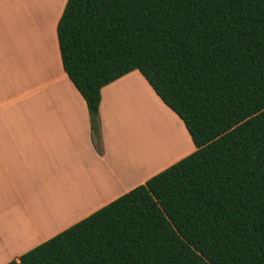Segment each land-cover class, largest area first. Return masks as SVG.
<instances>
[{
    "label": "trees",
    "instance_id": "obj_1",
    "mask_svg": "<svg viewBox=\"0 0 264 264\" xmlns=\"http://www.w3.org/2000/svg\"><path fill=\"white\" fill-rule=\"evenodd\" d=\"M57 31L98 147L139 70L196 150L6 264H264V0H68Z\"/></svg>",
    "mask_w": 264,
    "mask_h": 264
},
{
    "label": "crops",
    "instance_id": "obj_2",
    "mask_svg": "<svg viewBox=\"0 0 264 264\" xmlns=\"http://www.w3.org/2000/svg\"><path fill=\"white\" fill-rule=\"evenodd\" d=\"M67 1L0 0V264L196 150L139 70L102 88L98 147L62 63L57 27Z\"/></svg>",
    "mask_w": 264,
    "mask_h": 264
},
{
    "label": "rangeland",
    "instance_id": "obj_3",
    "mask_svg": "<svg viewBox=\"0 0 264 264\" xmlns=\"http://www.w3.org/2000/svg\"><path fill=\"white\" fill-rule=\"evenodd\" d=\"M159 118H167L166 116L160 114ZM169 119V118H168ZM163 121V120H162ZM170 121V120H169Z\"/></svg>",
    "mask_w": 264,
    "mask_h": 264
}]
</instances>
